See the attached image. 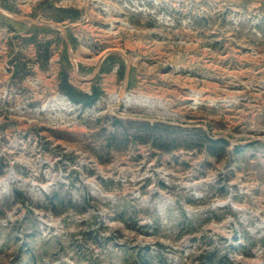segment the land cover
Segmentation results:
<instances>
[{
  "label": "rangeland",
  "instance_id": "rangeland-1",
  "mask_svg": "<svg viewBox=\"0 0 264 264\" xmlns=\"http://www.w3.org/2000/svg\"><path fill=\"white\" fill-rule=\"evenodd\" d=\"M0 264H264V0H0Z\"/></svg>",
  "mask_w": 264,
  "mask_h": 264
},
{
  "label": "trees",
  "instance_id": "trees-1",
  "mask_svg": "<svg viewBox=\"0 0 264 264\" xmlns=\"http://www.w3.org/2000/svg\"><path fill=\"white\" fill-rule=\"evenodd\" d=\"M67 90L70 92V94H72L73 95V90H74V87H73V85L72 84H68L67 85ZM85 95H87V94H84V96ZM88 96V98H93V96H90V95H87ZM86 96V97H87ZM73 97L76 99V97L73 95ZM215 141H217V142H221V141H223V139H218V140H215Z\"/></svg>",
  "mask_w": 264,
  "mask_h": 264
},
{
  "label": "water",
  "instance_id": "water-1",
  "mask_svg": "<svg viewBox=\"0 0 264 264\" xmlns=\"http://www.w3.org/2000/svg\"><path fill=\"white\" fill-rule=\"evenodd\" d=\"M21 20L28 21V22H35V23H40V22L43 23V21H41V20H33V19H30V18H25V17H21ZM46 22H50V21H46Z\"/></svg>",
  "mask_w": 264,
  "mask_h": 264
},
{
  "label": "bare ground",
  "instance_id": "bare-ground-1",
  "mask_svg": "<svg viewBox=\"0 0 264 264\" xmlns=\"http://www.w3.org/2000/svg\"><path fill=\"white\" fill-rule=\"evenodd\" d=\"M115 94V93H114ZM115 96V95H114ZM117 96V95H116ZM119 96V98H122V96L121 95H118ZM118 97H117V99H119ZM121 100V99H120Z\"/></svg>",
  "mask_w": 264,
  "mask_h": 264
}]
</instances>
